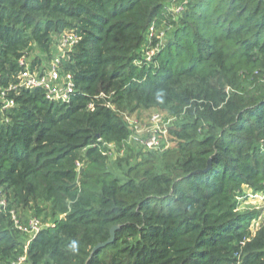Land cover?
<instances>
[{
	"label": "trees",
	"instance_id": "trees-1",
	"mask_svg": "<svg viewBox=\"0 0 264 264\" xmlns=\"http://www.w3.org/2000/svg\"><path fill=\"white\" fill-rule=\"evenodd\" d=\"M66 31L75 93L57 103L19 86L21 61ZM3 90L0 187L46 226L25 253L1 214L0 264H264V223L240 211L264 192V0H0ZM150 109L176 117L172 146L130 148L119 176L108 145Z\"/></svg>",
	"mask_w": 264,
	"mask_h": 264
},
{
	"label": "built area",
	"instance_id": "built-area-1",
	"mask_svg": "<svg viewBox=\"0 0 264 264\" xmlns=\"http://www.w3.org/2000/svg\"><path fill=\"white\" fill-rule=\"evenodd\" d=\"M154 33V29H152ZM80 41V37L73 31H66L55 39V51L58 53L54 55L41 68H33L31 63L21 61L24 66V71L20 75V87L35 90L43 89L49 101L57 103L70 102L72 95L75 93V84L73 77L69 73H65L62 67V59L67 56V53L72 50L74 45ZM153 51L147 54V59H151ZM18 86H13L11 89H17ZM111 95L101 94L99 98L106 102V105L113 110ZM14 106V101L7 98V91L0 93V115L4 116L7 111ZM94 111L93 104L89 106ZM125 122L127 123L130 133L126 139L120 144H109V151L106 156L110 160L124 157L130 148L141 149L143 151L151 152H165L172 146L171 128L176 122V117H165L162 113H153L146 121L140 118L125 115ZM78 170L81 169V163H77ZM9 215L14 228L27 236L25 244V253L30 245L31 240L36 237L43 228L42 221L36 217L31 216L25 222L21 218L18 211L10 208V203L7 195L0 187V215ZM11 264H27V255L19 257L18 260Z\"/></svg>",
	"mask_w": 264,
	"mask_h": 264
},
{
	"label": "rangeland",
	"instance_id": "rangeland-1",
	"mask_svg": "<svg viewBox=\"0 0 264 264\" xmlns=\"http://www.w3.org/2000/svg\"><path fill=\"white\" fill-rule=\"evenodd\" d=\"M57 54V51L53 52V56L49 58L46 54H43L39 50L35 51L34 53L31 54V56L26 57L24 60L31 63L33 59L39 58L41 60L40 62V68L46 64V60L52 59L55 55ZM160 112L162 113L165 117H172L174 115H171L168 111H160L159 109H150V110H138L135 113L132 114V116L140 118L143 121H146L153 113ZM124 113V112H123ZM128 112L124 113L127 114ZM135 150V149H134ZM140 150H137L135 152H138ZM142 152H148V151H142ZM155 153V152H154ZM132 152H130V155ZM154 156L159 157L160 155L158 153L153 154ZM113 162L111 163L112 170L116 172L119 176L123 175L125 172L124 169H126V164L125 161L123 162V166H120L118 164L119 160L118 158L112 160ZM241 203H243L240 207V211L244 212H252L255 211L258 213V218L254 220L251 224V227L253 230H256L262 223H264V192L260 194L258 198H255L254 196H249V198H241L240 199ZM21 218L25 222L29 217L32 216V211H26L20 213ZM40 220L43 223V227L46 226V220H44V217H41Z\"/></svg>",
	"mask_w": 264,
	"mask_h": 264
},
{
	"label": "water",
	"instance_id": "water-1",
	"mask_svg": "<svg viewBox=\"0 0 264 264\" xmlns=\"http://www.w3.org/2000/svg\"><path fill=\"white\" fill-rule=\"evenodd\" d=\"M117 229H118V226H115L111 229V238L109 239V241L106 244H109V243L114 241V236H115V232Z\"/></svg>",
	"mask_w": 264,
	"mask_h": 264
},
{
	"label": "crops",
	"instance_id": "crops-1",
	"mask_svg": "<svg viewBox=\"0 0 264 264\" xmlns=\"http://www.w3.org/2000/svg\"><path fill=\"white\" fill-rule=\"evenodd\" d=\"M55 49H56V48H55ZM55 49H54V51H55ZM54 51H53V52H54ZM49 60H50V59L46 60V63H47Z\"/></svg>",
	"mask_w": 264,
	"mask_h": 264
}]
</instances>
